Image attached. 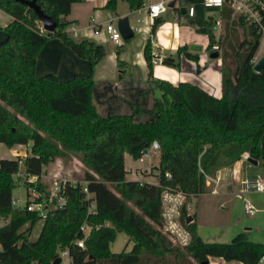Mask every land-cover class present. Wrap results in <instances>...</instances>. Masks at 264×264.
Listing matches in <instances>:
<instances>
[{
	"label": "trees",
	"instance_id": "1",
	"mask_svg": "<svg viewBox=\"0 0 264 264\" xmlns=\"http://www.w3.org/2000/svg\"><path fill=\"white\" fill-rule=\"evenodd\" d=\"M28 1L55 20L56 28L45 31L35 11L20 0H0V9L12 17L0 26V143L31 145L30 154L22 159L24 171L31 175H41L57 158H78L86 168L83 178L92 196L87 198L81 185L68 187L65 205L49 209L44 218L37 211L14 207L20 156L0 158V218L6 220L0 227V264H52L65 248L70 264H201L208 257L259 264L264 243L249 240L244 232L227 243L204 241L197 233L195 215L186 223L185 207L181 218L192 239L184 247L173 244L160 230V194L165 186L178 187L188 197L205 193L206 177H214L244 153L264 166V67L255 72L251 61L263 31L226 5L219 11L218 37L215 18L204 21L199 31L208 36L207 49L216 42L220 48L221 97L190 82L153 78L150 40L144 47L146 87L132 81L114 95L116 87L97 85L91 74L68 80L52 73L36 76L37 56L51 38H60L92 67L105 56V49L93 41H75L66 31L71 4L82 0ZM117 1L108 0L106 7L115 11ZM125 1L130 9L144 2ZM156 24L155 19L152 33ZM177 52V57L184 54L198 61L186 46ZM177 61L162 59L173 66L179 65ZM156 89L160 96L151 95ZM108 93L125 111L101 112L96 97ZM108 99L106 108L111 110L114 105ZM153 141L159 143L158 164L152 166L158 183L128 180L125 154L141 159ZM39 222V233L31 239ZM83 223L92 229L81 248L75 240L82 237ZM119 231L133 241L130 251L110 250Z\"/></svg>",
	"mask_w": 264,
	"mask_h": 264
},
{
	"label": "crops",
	"instance_id": "2",
	"mask_svg": "<svg viewBox=\"0 0 264 264\" xmlns=\"http://www.w3.org/2000/svg\"><path fill=\"white\" fill-rule=\"evenodd\" d=\"M107 1L82 0L75 2L71 4L69 14L65 17L69 22L66 31L72 39L75 41L88 40L102 45L105 49V56L92 67L87 59L78 57L60 38L54 37L45 43L37 56L36 76L52 73L60 80H68L75 75L87 77L91 74L97 85L110 83L112 87H116L117 89L123 87L122 81L124 79L130 81L138 79L136 80L138 82H134L135 84H144L148 79L149 73V67L144 56V47L147 40H150L153 78L167 80L173 84L190 82L215 97H221L222 61L220 54L217 57H211L210 53L215 50L203 51V48L199 45V35L197 34L208 16L221 19L218 11L206 9L203 7L201 0H178L172 8L170 7L169 10L161 13L156 18L157 24L154 33H152L153 21L148 15V6L156 0H144L143 5L136 9H130L127 1L118 0L115 11L106 7ZM190 5L194 6L193 16H189L186 13V9ZM183 9L185 10L182 11ZM2 14L7 13L0 9V17H2ZM176 15H178V18H176ZM7 16V23L0 26H5L12 21V17L8 14ZM123 16H128L129 18L130 27L134 32L131 38L122 39L121 44H116L108 38L105 31L95 33L94 26L99 27L107 22L116 25L117 18ZM221 32V24L218 26L214 25L215 35H219ZM215 44L218 43L216 42ZM181 46H186L188 52L196 54L198 61L186 58L184 54H180L177 57L178 48ZM194 47H199V49H195ZM258 51L257 49L255 53L257 60L264 56V53ZM154 53L161 56L162 59L165 57H172L175 61L177 59L179 65L173 66L159 61L156 62L153 60ZM198 67L199 69H197ZM2 146L6 145L0 143V158L13 159L17 155L25 157L30 154L27 150V144L7 146L11 150V154L9 155L2 154ZM127 155L125 154L124 156V164ZM247 156L248 154L244 153L242 158L233 164L246 160ZM125 168L127 170L126 164ZM146 169H137V174L146 176L149 173L148 171L144 172ZM22 170L24 171V167ZM141 171L144 173H141ZM42 174L45 179L48 177L45 169H43ZM216 177L217 179L213 178V180L215 179L214 181L218 182L219 175L217 174ZM126 178L128 180H139L152 184L158 183V181L152 182L142 178H129L127 174ZM211 192H215V188ZM263 263L264 260L259 262V264ZM208 264L242 263L236 260L226 261L221 257H208Z\"/></svg>",
	"mask_w": 264,
	"mask_h": 264
},
{
	"label": "rangeland",
	"instance_id": "3",
	"mask_svg": "<svg viewBox=\"0 0 264 264\" xmlns=\"http://www.w3.org/2000/svg\"><path fill=\"white\" fill-rule=\"evenodd\" d=\"M8 21L7 14H2L0 17V25L6 24ZM199 35V45L203 48V51L208 50V36L205 33L197 32ZM218 34H216L217 36ZM219 45V44H218ZM211 50V49H209ZM258 52L264 53V31L260 38V45ZM137 75V73H135ZM138 79L133 80V82ZM132 82L128 79H124L122 83L129 85ZM147 83V82H146ZM146 83L140 84V87L145 88ZM124 85L118 91H115L114 95L121 94L119 91L123 90ZM153 96H160V91L156 89ZM110 93L104 96L96 97L99 101V107L103 114L108 112H122L125 111L124 107L120 105L116 99V96L109 98ZM122 97H126L125 95ZM109 98V99H108ZM107 99L114 105L113 109H107ZM118 102V103H117ZM107 106V108H106ZM3 153L5 155L11 154V150L7 146H2ZM28 153L31 152V145L27 147ZM7 152V153H6ZM4 156V155H3ZM248 157V156H247ZM125 164L127 167V176L129 178H142L152 182L158 181L156 169H152V166L158 164V155L150 153L144 155L142 160H134L127 155ZM23 167H20L21 173ZM147 168L144 172L149 173L144 175H138L137 169ZM78 171L75 175L81 177L85 173V166L76 157L70 158H57L54 162L48 164L45 167V173L48 177H51L57 171L66 172L67 170ZM216 171L214 177H206L207 191L195 196L188 197L187 202L190 203V209H187L188 215H195V221L197 226L198 235L207 242H221L227 243L239 232H244L247 238L253 242L264 243V192L256 191L254 189H248L243 191L242 181L254 180L256 177H264V166L259 160L257 164L249 162L247 159L236 164L224 166ZM143 171H141L142 173ZM143 172V173H144ZM219 175V181L215 182L213 178L217 179ZM48 177L45 179L48 180ZM147 177V178H146ZM23 177L14 176L15 187L12 191V198L22 200L26 197V187L23 182ZM215 192H211L214 190ZM248 199L256 208V212L253 215H247L243 209V199ZM22 202L18 203V207ZM6 220L0 219V227L4 225ZM40 230V222L35 226L32 231L31 239H35ZM133 241L124 231L117 232L115 240L110 244V250L112 252H121L123 250L130 251L133 247ZM60 264H70V259L62 257ZM264 264V263H263Z\"/></svg>",
	"mask_w": 264,
	"mask_h": 264
},
{
	"label": "built area",
	"instance_id": "4",
	"mask_svg": "<svg viewBox=\"0 0 264 264\" xmlns=\"http://www.w3.org/2000/svg\"><path fill=\"white\" fill-rule=\"evenodd\" d=\"M171 1L178 0H156L148 6V15L152 21L160 16L161 13L166 12L170 9L169 3ZM203 7L209 10L221 11L223 6H228L234 14L242 15L245 20L256 25L260 30L264 31V0H201ZM186 13L189 16L194 15V6L190 5L186 9ZM178 18V15H176ZM221 24V19H215V25L218 26ZM95 33L105 31L108 35V38L116 44H121L122 37L117 26L113 23L107 22L99 27L94 26ZM219 45L214 44L212 50L219 51ZM154 61L162 62V57L154 53ZM253 65L257 62L255 56L251 60ZM29 145V143L27 144ZM148 154L153 153L157 154L159 152V143L153 141L150 148L147 149ZM147 154V155H148ZM145 155V154H144ZM23 157L18 159V163L21 166ZM142 160V158H141ZM73 170H67L65 173L57 171L51 177H48L46 181L43 177V174L31 175L27 174L25 171L21 173V170L16 173L18 177H23L24 185L28 184L26 187V197L24 200L21 198L14 199L12 198L11 203L14 207H18V203L22 202L20 208L37 211L42 218L46 216V213L51 208L62 207L66 203V189L68 187H75L81 185L83 192L86 194V197L90 199L92 196L87 189L88 181L83 178V176L78 177L75 175ZM165 177L169 179L171 175L166 172ZM243 191L248 189H254L256 191L264 192V177H256L254 180H243ZM44 186V187H43ZM42 187V188H41ZM243 199V209L247 215H253L256 212V208L253 204L242 197ZM188 196L181 191L178 187L174 186H165L161 189L160 194V208H161V218L162 224L160 230L165 234L168 239L177 246H187L190 244L192 236L190 231L186 228L184 222L182 221V209L185 207L186 210L190 209V203L187 202ZM94 202L91 201L89 205V211L93 212ZM187 223V222H186ZM92 229V226L87 223H83L80 227L82 232V237L75 240V244L79 247L84 248V240L88 236ZM59 257H69L68 250L62 249L59 252ZM264 260V256L261 258ZM260 260V261H261Z\"/></svg>",
	"mask_w": 264,
	"mask_h": 264
},
{
	"label": "water",
	"instance_id": "5",
	"mask_svg": "<svg viewBox=\"0 0 264 264\" xmlns=\"http://www.w3.org/2000/svg\"><path fill=\"white\" fill-rule=\"evenodd\" d=\"M22 3L28 5L31 9H33L42 25V28L47 32H52L56 28V21L53 20L50 16L43 13V11L39 8L38 5L35 4L34 1L28 0H20ZM175 4V1H171L169 6L172 8ZM183 9L182 11H184ZM117 28L120 32L122 39H129L133 36L134 32L130 27L129 18L128 16L118 17L116 20ZM195 49H199V47H194ZM219 55L218 51H213L210 53L211 57H217ZM264 67V56L260 57L257 62L253 65V70L255 72H261ZM144 154H148V150H144ZM247 160L253 164H257V160L251 157H247ZM192 221L191 215L187 217L186 222L190 223ZM61 257H57L52 264H60ZM201 264H208V261H204Z\"/></svg>",
	"mask_w": 264,
	"mask_h": 264
}]
</instances>
